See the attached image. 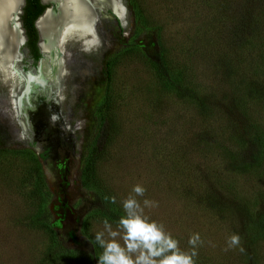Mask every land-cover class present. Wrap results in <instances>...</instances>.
Segmentation results:
<instances>
[{"label":"rangeland","instance_id":"rangeland-1","mask_svg":"<svg viewBox=\"0 0 264 264\" xmlns=\"http://www.w3.org/2000/svg\"><path fill=\"white\" fill-rule=\"evenodd\" d=\"M118 3L124 20L108 10L96 40L50 59L61 76L21 103L25 83L0 68V264H85L55 257L53 237L93 250L103 221L119 230L110 209L123 216L129 196L181 251L199 234L194 264H264V75L245 70L249 39L264 41V0ZM218 14L231 38L209 44ZM160 61L184 89L203 88L178 92ZM19 67L37 64L27 54Z\"/></svg>","mask_w":264,"mask_h":264},{"label":"clouds","instance_id":"clouds-1","mask_svg":"<svg viewBox=\"0 0 264 264\" xmlns=\"http://www.w3.org/2000/svg\"><path fill=\"white\" fill-rule=\"evenodd\" d=\"M132 191L142 196L144 189L136 185ZM115 203V198H111ZM145 200L144 205H149ZM124 215L118 221V231L103 221V230L97 231L95 243L102 249L97 264H194L195 245L200 240L199 234H193L188 243L193 246L191 252H183L178 242L165 233L162 226L143 215L138 201L129 196L123 201ZM120 237L123 244L116 238ZM239 236L232 235L228 239L229 247L239 244Z\"/></svg>","mask_w":264,"mask_h":264},{"label":"bare ground","instance_id":"bare-ground-1","mask_svg":"<svg viewBox=\"0 0 264 264\" xmlns=\"http://www.w3.org/2000/svg\"><path fill=\"white\" fill-rule=\"evenodd\" d=\"M9 1L12 0H3L6 3ZM95 4L100 8L103 6L110 7L121 20H124L126 16V11L121 3H118V0H95ZM55 5L56 9L49 10L38 22L43 37L42 50L46 56L41 64L43 72L38 77L42 82L47 81L50 83L55 82L56 77L59 78L60 73H62L60 67L56 69V63L55 69L57 72L52 73L53 70L49 64L52 49L61 50L66 42L68 44L78 43L76 44L78 46L80 43L86 44L89 40L94 42L96 40L94 26L98 15L94 7L88 5L84 0H62V2H55ZM8 6H10L9 3ZM0 10V68L4 67L7 70L8 73H5L13 79L11 81L14 84L18 83L17 79L21 83H25L28 80L27 73H19L14 66L17 56L14 43H12V35H15V31L9 28V16L1 3ZM39 79L36 82L37 84L41 82Z\"/></svg>","mask_w":264,"mask_h":264},{"label":"trees","instance_id":"trees-1","mask_svg":"<svg viewBox=\"0 0 264 264\" xmlns=\"http://www.w3.org/2000/svg\"><path fill=\"white\" fill-rule=\"evenodd\" d=\"M47 6L48 5L46 4L40 3V0H26V5L23 8V13L21 16L23 23H24V28L26 29V32L29 37L28 46L30 47V54L32 55L34 59V62H33L34 65L37 64L38 60L42 56L39 50V47L37 46L38 31L35 26V21L44 12ZM222 22H223V15L221 14L216 15L209 22V28L212 33L209 38V42H210L209 44L213 43V41L215 43H218L219 39H221V37L223 38V32L226 34V38H231L230 36L227 35L229 30L221 29L220 25ZM259 39H260L259 36L256 37L255 44L252 38H250L249 41L247 39L249 48L254 52L255 57L252 60V64L250 63L249 69L244 67L246 71L248 70L255 77L257 75H264V41L257 42V40ZM156 73L158 77L166 79L168 82H170L172 86L175 87V89L180 93H183V90L188 89L187 87L190 88L194 86V88L196 89L198 86H200V88H203V84L199 81H194V83H190V81L192 80H186L187 83L185 84L187 87H185L186 89H184L183 88L184 84L174 79L173 75L172 76L170 75L167 69V66L164 63H162V61H160V63L156 65ZM88 151L92 152L93 154L94 148H90ZM91 161H93L92 158L89 156H86L85 158L86 165L91 166ZM111 198L112 197H110L107 192L102 193L100 195L101 205L98 208V212L100 213V215H104V216L108 215L109 206L110 208H113ZM109 216L116 218V219H120L121 214L114 209H110ZM262 222H263L262 226H264V221ZM53 241H54V244L52 248V254L55 257L74 256L80 259L85 264H97L96 258L99 256V254L102 251V249L98 245L93 246V250L91 251L73 248L63 243L62 240H60L56 234L53 237Z\"/></svg>","mask_w":264,"mask_h":264},{"label":"water","instance_id":"water-1","mask_svg":"<svg viewBox=\"0 0 264 264\" xmlns=\"http://www.w3.org/2000/svg\"><path fill=\"white\" fill-rule=\"evenodd\" d=\"M62 2V0H41V2L43 4L48 5L47 8L44 10V12L36 19L35 21V26L38 30V34H39V41H38V46H39V50L41 52V58L38 60L37 63V67L36 68H32L29 71H25L23 68L19 67V61L27 54V48L25 47V43L27 41V36L25 33V28L23 27L22 24V20H21V15L23 13V8L26 5V0H12L9 1L8 3L10 4V6H8V3L3 2V0H0V3L3 5L4 10L6 11L7 15L9 16V28L10 29H14L15 31V35H12V43H14V47L16 50V61L14 63V66L18 69L19 73L22 74H26L27 75V81L25 82V86L23 91L20 94V97L18 99V103L22 102V97L32 91H34V83L37 82V80L40 78L38 77V75L41 74L42 70H41V64L44 61L45 54L42 50V33L39 29L38 26V22L40 21V19L47 13L49 12V10L51 9H56V5L55 2ZM88 5L94 7L95 11L98 13L97 15V21L105 16H111L110 12L111 11L114 15H116L118 18L119 16L117 15V13L115 11H113L110 7L108 6H103V7H97L95 4V0H84ZM122 5V4H121ZM6 8V9H5ZM1 11V10H0ZM96 26H97V22H96ZM68 45V43L66 42L61 50H56V49H52L50 57H49V64H50V59L54 60L56 56L59 57V59H61L62 54L64 52L65 47ZM56 50V52H55ZM39 81H41V79H39ZM38 85V84H37Z\"/></svg>","mask_w":264,"mask_h":264},{"label":"flooded vegetation","instance_id":"flooded-vegetation-1","mask_svg":"<svg viewBox=\"0 0 264 264\" xmlns=\"http://www.w3.org/2000/svg\"><path fill=\"white\" fill-rule=\"evenodd\" d=\"M40 3H42L41 0H40ZM21 16H22V15H21ZM21 20H22V18H21ZM22 24H23V27H24L23 20H22ZM37 31H38V30H37ZM25 33H26V36H27V41H26V43H25V47L27 48L28 56H29V57L32 59V61L34 62V59H33L32 55L30 54V47L28 46L29 37H28V34H27V32H26V29H25ZM38 41H39V34H38ZM37 46H38V42H37ZM38 47H39V46H38Z\"/></svg>","mask_w":264,"mask_h":264}]
</instances>
